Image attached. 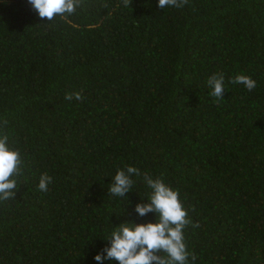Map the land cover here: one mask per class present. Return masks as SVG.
Listing matches in <instances>:
<instances>
[{
	"label": "trees",
	"instance_id": "1",
	"mask_svg": "<svg viewBox=\"0 0 264 264\" xmlns=\"http://www.w3.org/2000/svg\"><path fill=\"white\" fill-rule=\"evenodd\" d=\"M219 73L217 104L207 80ZM239 74L255 89L229 82ZM5 134L24 163L0 201V264H97L113 227L158 219L135 212L151 194L144 173L199 224L184 229L195 264H264V0H83L49 22L0 0ZM127 166L141 173L132 191L108 194Z\"/></svg>",
	"mask_w": 264,
	"mask_h": 264
},
{
	"label": "clouds",
	"instance_id": "2",
	"mask_svg": "<svg viewBox=\"0 0 264 264\" xmlns=\"http://www.w3.org/2000/svg\"><path fill=\"white\" fill-rule=\"evenodd\" d=\"M33 10L40 18L52 21L56 17L67 20L81 7L83 0H28ZM124 7H129L132 0H121ZM188 0H158V7L164 9L183 8ZM232 84L243 85L252 91L256 87V81L250 76L239 74L232 78ZM207 86L211 90L209 95L214 97V103L219 104L225 93V79L223 73L214 74L207 80ZM65 99L82 101V92L66 93ZM6 124V121L4 122ZM8 135L0 136V201L14 199L17 193L16 177L22 174L23 160L18 149L9 147ZM138 168L127 166L124 170H117L108 194L117 197H126V193L132 191L133 176H140ZM146 185L151 189L148 203H138L135 212L140 217L149 213H155V223L134 224L121 223L113 227L105 247L94 256L97 264H104L105 260H115L118 264H195L197 256L190 253L185 242L184 229L193 224L188 218L187 210L180 201V193L173 190L160 178L153 179L148 173L143 174ZM53 182V177L47 173L39 178L38 189L41 192L48 191V185Z\"/></svg>",
	"mask_w": 264,
	"mask_h": 264
}]
</instances>
